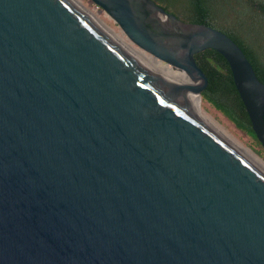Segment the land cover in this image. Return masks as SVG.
Masks as SVG:
<instances>
[{"label":"water","instance_id":"95a60500","mask_svg":"<svg viewBox=\"0 0 264 264\" xmlns=\"http://www.w3.org/2000/svg\"><path fill=\"white\" fill-rule=\"evenodd\" d=\"M91 1L148 54L75 0H0V264H264V171L184 99L217 51L264 149L248 59L153 0Z\"/></svg>","mask_w":264,"mask_h":264},{"label":"trees","instance_id":"16d2710c","mask_svg":"<svg viewBox=\"0 0 264 264\" xmlns=\"http://www.w3.org/2000/svg\"><path fill=\"white\" fill-rule=\"evenodd\" d=\"M153 1L184 22L204 24L226 34L239 46L258 80L264 84V0ZM194 58L207 77V85L200 97L222 111L260 145L227 61L213 49L196 53Z\"/></svg>","mask_w":264,"mask_h":264},{"label":"rangeland","instance_id":"374dc122","mask_svg":"<svg viewBox=\"0 0 264 264\" xmlns=\"http://www.w3.org/2000/svg\"><path fill=\"white\" fill-rule=\"evenodd\" d=\"M84 7L92 12L103 24L111 29L114 33L124 38V40L133 48L139 49L136 45L130 42L127 37L122 33L119 26L104 12L101 10L95 11L92 6L84 0H79ZM142 51V50H141ZM145 52V51H144ZM147 53V52H145ZM199 108L200 111L207 116L220 130L222 129L224 134L231 139H234L239 144H242L251 149L264 161V149L258 145L254 139L244 130L237 127L231 119H229L222 111L214 107L211 103L206 100L197 97L193 101Z\"/></svg>","mask_w":264,"mask_h":264},{"label":"bare ground","instance_id":"6f19581e","mask_svg":"<svg viewBox=\"0 0 264 264\" xmlns=\"http://www.w3.org/2000/svg\"><path fill=\"white\" fill-rule=\"evenodd\" d=\"M83 9H85L91 16H93L98 22H100L111 34H113L118 40H120L122 43H124L126 46L134 50L135 52L139 54H148L145 53L143 50H139L136 48H133L130 46L124 38L120 37L116 33H114L111 29L106 27L102 21H100L92 12H90L86 7L82 5V3L79 0H75ZM171 67V66H170ZM173 74L175 76V80L183 81V82H189L188 78L184 75L183 72L171 67ZM199 98L198 94L192 90H187L184 92V99L188 105V107L201 119L203 120L208 126H210L213 130H215L219 135H221L225 140H227L231 145H233L236 149H238L242 154H244L247 158H249L253 163H255L259 168H261L264 171V161L257 155L255 154L251 149L248 147L237 143L234 141V139H231V137H228L227 135L224 134L223 130L219 129L207 116H205L201 111L200 108L193 103L192 101L195 98Z\"/></svg>","mask_w":264,"mask_h":264},{"label":"built area","instance_id":"2783aa9c","mask_svg":"<svg viewBox=\"0 0 264 264\" xmlns=\"http://www.w3.org/2000/svg\"><path fill=\"white\" fill-rule=\"evenodd\" d=\"M84 1H86L87 3H89V4L92 6L93 10H95V11H98V10L103 11L102 8H101L100 6L96 5V4L93 3L91 0H84Z\"/></svg>","mask_w":264,"mask_h":264}]
</instances>
